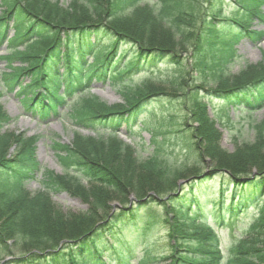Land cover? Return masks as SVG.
<instances>
[{"label": "trees", "instance_id": "trees-1", "mask_svg": "<svg viewBox=\"0 0 264 264\" xmlns=\"http://www.w3.org/2000/svg\"><path fill=\"white\" fill-rule=\"evenodd\" d=\"M219 1L160 0L157 8H135L126 14L124 0H73L67 7L49 0H1L6 12L0 17V41L6 37L10 23L16 32L9 42L14 53L16 40L35 38L27 52L20 54L28 66L20 72L28 76L36 74L32 80L35 86L44 64L57 62L60 51L66 62L75 61L78 67L68 71L65 79L68 91L76 86L83 88L87 73L100 78L112 69L119 74L115 83L123 86L124 105L108 107L96 98L83 100L75 110L79 124L113 126L124 116L132 118L153 100L175 97L179 101L176 110L184 118L183 128L175 136L183 151L193 156L190 163L170 161L161 156L159 143L153 140L158 149L139 161L129 147L115 139L108 143L78 139L71 149L63 147L60 152H66L73 169L89 180L88 187L68 173L62 177L46 173L49 191H65L88 205L86 212L76 214L61 212L52 205L48 193H26L14 201V190L2 181L11 170L7 153L12 145L20 149L27 167L22 178L27 179L36 170L32 166L33 141L0 133V244L12 241L20 252V257L11 263L104 264L101 256L105 252L111 256L121 244L120 238L113 236L116 225L135 217V209L126 208L129 197H134L137 206H141L160 202L158 197L165 195L173 216L166 221L165 252H169L150 259L149 254L154 253L146 250L138 264H264V121L254 125L253 143L236 144L232 152H226L217 146L220 133L207 117L200 97L192 92L185 95L183 90L188 71L185 62L192 60L198 76L191 91H201L207 96L205 99L221 105L241 104L245 116L239 121H249L264 103V58L257 65L243 63L236 71L228 66L235 44L263 35L250 30V26L253 18L263 20L260 6L264 0H234L241 16L228 19L217 9L215 2ZM101 41L108 45H102ZM36 46L38 49L34 50ZM223 52L225 62L220 58ZM127 54L134 60H126L120 69L118 63ZM86 55L92 57L87 72L81 62ZM149 60L162 61L164 68L175 76L174 82L165 86L145 76L139 84L133 83L129 78L142 62ZM189 120L192 125L187 124ZM228 120L226 112L219 122ZM60 159L62 164L66 163V159ZM206 165L210 172L201 175ZM126 166L129 168L125 173ZM112 170L120 171L116 180ZM183 180L191 183L179 190L177 183ZM112 200L120 206L115 213L106 203ZM204 200L226 206L225 214L231 216L247 205L257 210L248 237L225 258L206 220L194 222L192 216L187 226L178 220L181 210ZM215 222L216 226L223 224L218 218ZM106 234L110 243L102 241Z\"/></svg>", "mask_w": 264, "mask_h": 264}, {"label": "rangeland", "instance_id": "rangeland-1", "mask_svg": "<svg viewBox=\"0 0 264 264\" xmlns=\"http://www.w3.org/2000/svg\"><path fill=\"white\" fill-rule=\"evenodd\" d=\"M56 1V0H51ZM61 5H68L70 0H58ZM158 0H141L139 5L148 4L151 6H155ZM222 11L225 14H229L232 11V3H229L227 0H223L222 4ZM257 29H263V26L256 27ZM261 51L264 52V41L259 45ZM237 54L241 55L242 58L248 59L250 62L257 63L261 59V51L254 49L246 42H241L236 46ZM4 48L0 50V55L5 54ZM17 65L18 62H15ZM4 66V62H0V72L2 71ZM7 70L5 69L4 72ZM154 78L163 81H170L173 78H170V75L165 72H159L158 75H155ZM185 80V85H183V90L186 93H195L197 98L200 97L201 94L198 92H194L191 89L195 86V82L192 81L189 84L188 79ZM172 81V80H171ZM183 84V82H182ZM0 106L12 117V123L5 127L6 131L14 132L18 134H26V136H39V141L36 145V158L41 167V169H47L49 171H53L55 174H61L62 170L57 162V159L54 153L51 150L50 143L53 141H64L69 142L72 139L73 134V126L70 119L67 117V110L69 108L68 104H64L63 107L58 109V118L56 119H49L46 122H40L36 117H33L30 121L29 113H22L21 109L18 107L17 102L14 100L13 92L6 91L4 89V84L2 79L0 78ZM89 93L99 97L102 101L106 102L107 104H117L122 102V96L120 91L116 87H110L106 85V83H98L93 82L91 83V87ZM187 99V97H186ZM176 100H173L169 97H164L161 99L160 102H153L151 105L147 107L148 111L151 110V115H141V120L150 122L152 127L162 133L165 139V146L167 156L170 157L172 160L176 162H180L184 160V155L182 152L181 147L177 142L174 141L172 138V131L167 129L168 127L175 128L176 125L180 128H183L182 124L179 122V113L175 107ZM214 105L216 106L215 102H209L206 104V112L211 117V111H214ZM221 112L219 113L220 116ZM229 114L233 119L236 118L237 112L232 113L229 111ZM256 121L259 122L264 118V111H261L258 115ZM254 123L242 122L240 124H236L233 128H221V137L217 143L219 149H222L226 152H232L236 144L242 143H253L255 131L253 130ZM186 130H184L185 132ZM119 139L121 138L126 143L132 144L135 156L142 160L147 158L151 152V148L148 146V134L144 131H139L138 128H134V134H129L124 132V127L121 128L119 135ZM180 150V151H179ZM125 166V165H124ZM128 166L123 168V171L126 173L128 171ZM120 169V167H119ZM119 170H112L113 179L116 180L118 178ZM210 172L209 167L203 166L201 175H207ZM124 176V173L122 174ZM188 179V178H187ZM185 179V180H187ZM183 180V181H185ZM84 183L83 181H81ZM187 182V181H186ZM25 188L30 191L31 193H35V191H39L41 188V183L39 182V177L36 180L28 182L25 184ZM53 206L59 208L61 212L70 211L71 213H82L87 209V205L82 203L79 199L69 196L67 193L64 192H53L50 196ZM114 197L112 196V199ZM106 199H104L105 201ZM17 202L16 199H14ZM103 201V202H104ZM164 201H166L164 199ZM110 206H116L115 200L106 202ZM148 207H142L139 209L140 218L143 219L145 216H151L156 224L152 227V232L154 237L157 239L156 248L159 252L164 251L165 245V227L162 223V218L164 217L163 210L156 204H149ZM196 211L208 212L211 209L210 205L201 206V208H197ZM5 211V210H4ZM248 214L254 213L251 209L247 210ZM103 218V215H101ZM249 224V220L244 223H236L234 225V229L231 231L226 229H216L218 233V237L220 239V247L223 251H226L230 245L235 243L237 237L240 234V231H244L247 229ZM121 227V226H120ZM230 233H229V232ZM130 246H135V252L141 248L136 242L130 243ZM12 250L15 254H20L17 248L12 247ZM128 249H124L126 251ZM129 253L130 250H128ZM133 251V249L131 250ZM8 259L3 256H0V264L3 260ZM134 264V261H132Z\"/></svg>", "mask_w": 264, "mask_h": 264}]
</instances>
